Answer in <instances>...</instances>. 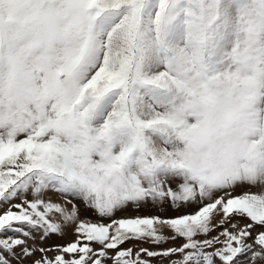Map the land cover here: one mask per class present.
Returning <instances> with one entry per match:
<instances>
[{
	"label": "snow or ice",
	"instance_id": "snow-or-ice-1",
	"mask_svg": "<svg viewBox=\"0 0 264 264\" xmlns=\"http://www.w3.org/2000/svg\"><path fill=\"white\" fill-rule=\"evenodd\" d=\"M0 264H264V0H0Z\"/></svg>",
	"mask_w": 264,
	"mask_h": 264
},
{
	"label": "rangeland",
	"instance_id": "rangeland-1",
	"mask_svg": "<svg viewBox=\"0 0 264 264\" xmlns=\"http://www.w3.org/2000/svg\"><path fill=\"white\" fill-rule=\"evenodd\" d=\"M253 190L255 191V189H253ZM237 191L239 192L240 190L238 189ZM191 210H193V208L182 209L181 210V213L183 211H191ZM181 213L174 212L170 207H167V206H166V209L165 210H158L157 208H154L151 205H149L148 207L141 209V211L139 213L132 212V210L129 209L128 211L118 213L117 215L118 216H129V215L139 214V215H161V216L172 217V216H176V215L181 214ZM88 216L93 221H95L97 219L94 213L89 212L88 213ZM72 239H74V236L72 235L71 228H69L67 230V234L63 238L53 235L49 239H47L44 243H45V245H50V244H65V243L69 242ZM181 242L182 241H179L178 240V241L175 242V244L169 243V244L162 245L161 247L177 246ZM133 243H135V242H130L129 244L124 245V247L132 246ZM140 246H142V247H152V245H150V244H142Z\"/></svg>",
	"mask_w": 264,
	"mask_h": 264
}]
</instances>
